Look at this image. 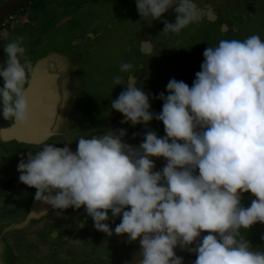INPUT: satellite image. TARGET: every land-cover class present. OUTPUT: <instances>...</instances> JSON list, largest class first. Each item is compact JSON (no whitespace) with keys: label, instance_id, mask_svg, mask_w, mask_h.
<instances>
[{"label":"clouds","instance_id":"clouds-1","mask_svg":"<svg viewBox=\"0 0 264 264\" xmlns=\"http://www.w3.org/2000/svg\"><path fill=\"white\" fill-rule=\"evenodd\" d=\"M136 5L141 20L152 22L175 11V22L164 20L160 35L178 36L199 22L195 0H136ZM22 44L23 37H16L4 45L0 114L13 126L29 127L33 64ZM203 56L191 88L168 82L167 95H159L160 113L151 111L149 95L132 83V75L111 101L122 124L148 128L155 119L165 136L149 129L133 146L121 128L82 135L75 151L70 143L44 144L21 156L19 181L36 189L37 202L56 211L83 208L97 231L138 241L141 264H183L175 249L193 244L194 264H264V249H254L241 231L264 224V40L256 34L222 39ZM132 69L131 63L120 64L121 73ZM124 79L116 75L113 83ZM153 158H164L161 170H155ZM249 192L255 199L243 207L241 194ZM116 218L120 223L113 230L108 221ZM204 232L208 235L201 237Z\"/></svg>","mask_w":264,"mask_h":264},{"label":"flooded vegetation","instance_id":"flooded-vegetation-1","mask_svg":"<svg viewBox=\"0 0 264 264\" xmlns=\"http://www.w3.org/2000/svg\"><path fill=\"white\" fill-rule=\"evenodd\" d=\"M5 2L0 0V7ZM195 3L199 22L178 36L160 35L164 20L175 22L174 10L161 20H141L136 0H29L6 27L0 23V66L6 65L4 45L16 37H23L33 64L27 85L33 112L29 132H16L12 121L0 126V264H123L132 258L138 241L97 231L83 208L56 211L37 202L36 189L19 181L17 166L21 156L44 144L63 148L70 143L75 151L80 136L102 135L106 129H125V142L133 146L149 129L165 136L162 122L132 127L111 109L129 75L149 95L151 111L160 113V93L167 95L171 79L191 88L206 48L253 34L264 40V0ZM122 62L133 65L130 73L120 72ZM116 75L124 76V84L113 83ZM155 164L156 171L164 167ZM246 194L241 195L243 207L255 199ZM108 223L114 230L120 218ZM244 236L254 249H264V224Z\"/></svg>","mask_w":264,"mask_h":264},{"label":"water","instance_id":"water-1","mask_svg":"<svg viewBox=\"0 0 264 264\" xmlns=\"http://www.w3.org/2000/svg\"><path fill=\"white\" fill-rule=\"evenodd\" d=\"M29 0H7L1 7H0V23L6 20L9 16H11L16 10H18L21 6L26 4ZM29 95V94H28ZM15 131H19L21 134L28 133L30 130L29 128L23 126H16L14 127ZM155 162L158 161L159 165L164 166L166 161L164 158H156ZM243 206V205H242ZM208 235V233L204 232L201 234V237ZM218 236V234H216ZM196 245H190L187 247L178 246L175 249L176 256L183 259V264H194L196 260V253L194 251ZM143 259L142 256V249L140 244L136 246L134 253L132 254V258L128 260L126 263L123 264H141V260Z\"/></svg>","mask_w":264,"mask_h":264},{"label":"rangeland","instance_id":"rangeland-1","mask_svg":"<svg viewBox=\"0 0 264 264\" xmlns=\"http://www.w3.org/2000/svg\"><path fill=\"white\" fill-rule=\"evenodd\" d=\"M1 117H2V116L0 115V126H1V125H4V124L6 123V122H4V119H2ZM245 194H246V193H242L241 195H242V196H247V195H248V194H246V195H245ZM7 204L9 205V204H11V202H8ZM256 227H257V226H256ZM242 231H243L244 235L247 233V232H244V230H242ZM247 240H248L250 243H252L249 239H247ZM254 247H255V245H254ZM257 249H258V248H257Z\"/></svg>","mask_w":264,"mask_h":264},{"label":"built area","instance_id":"built-area-1","mask_svg":"<svg viewBox=\"0 0 264 264\" xmlns=\"http://www.w3.org/2000/svg\"><path fill=\"white\" fill-rule=\"evenodd\" d=\"M13 19H14V17L11 16V17H9L8 19H6L5 21H3V23H2V27H6V25H7L11 20H13Z\"/></svg>","mask_w":264,"mask_h":264}]
</instances>
